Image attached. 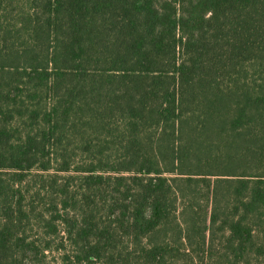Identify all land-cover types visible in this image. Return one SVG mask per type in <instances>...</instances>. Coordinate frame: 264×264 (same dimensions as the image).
<instances>
[{
  "label": "trees",
  "instance_id": "16d2710c",
  "mask_svg": "<svg viewBox=\"0 0 264 264\" xmlns=\"http://www.w3.org/2000/svg\"><path fill=\"white\" fill-rule=\"evenodd\" d=\"M0 264H264V0H0Z\"/></svg>",
  "mask_w": 264,
  "mask_h": 264
}]
</instances>
